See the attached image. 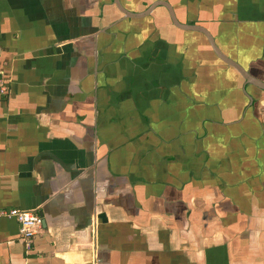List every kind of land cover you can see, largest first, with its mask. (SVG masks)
I'll return each mask as SVG.
<instances>
[{
    "label": "crops",
    "instance_id": "1",
    "mask_svg": "<svg viewBox=\"0 0 264 264\" xmlns=\"http://www.w3.org/2000/svg\"><path fill=\"white\" fill-rule=\"evenodd\" d=\"M115 1L0 0V264H264V90ZM156 1L264 84V0Z\"/></svg>",
    "mask_w": 264,
    "mask_h": 264
},
{
    "label": "water",
    "instance_id": "2",
    "mask_svg": "<svg viewBox=\"0 0 264 264\" xmlns=\"http://www.w3.org/2000/svg\"><path fill=\"white\" fill-rule=\"evenodd\" d=\"M115 4L117 5L119 11H121V13H123L126 17L128 18H142L147 16L153 9H155L156 7H164L169 15L170 21L172 23V25L174 27H176L179 30L182 31H193V32H197L199 34H201L206 42L208 43L209 47L211 48L212 52L215 54V56L224 64L228 65L229 67H231L233 70H235L237 73H239V75H241L243 77V79L249 83V84H253L256 85L257 87H259L260 89L264 90V84L259 82L258 80L254 79L253 77H251L249 75L248 72H246L240 65H238L235 61H233L230 57H228L227 55L223 54L220 49L218 48V46L216 45L212 35L210 34V32L205 29L202 26H198V25H189L186 23H180L173 11V8L171 7V5L168 2L165 1H156L154 3H152L145 11H143L142 13H130L128 11H126L121 4L119 3V0L115 1ZM251 100V99H250Z\"/></svg>",
    "mask_w": 264,
    "mask_h": 264
},
{
    "label": "built area",
    "instance_id": "3",
    "mask_svg": "<svg viewBox=\"0 0 264 264\" xmlns=\"http://www.w3.org/2000/svg\"><path fill=\"white\" fill-rule=\"evenodd\" d=\"M6 91L7 80L0 72V97L4 96ZM0 216L13 219L17 223L19 236L23 239L25 249L29 250L33 237L42 227L41 218L37 214L20 209L2 211Z\"/></svg>",
    "mask_w": 264,
    "mask_h": 264
},
{
    "label": "flooded vegetation",
    "instance_id": "4",
    "mask_svg": "<svg viewBox=\"0 0 264 264\" xmlns=\"http://www.w3.org/2000/svg\"><path fill=\"white\" fill-rule=\"evenodd\" d=\"M149 6H150V5H149ZM149 6H148V7H149ZM148 7H147V8H148ZM147 8H146V9H147ZM156 8H157V7H156ZM159 8H160V7H159ZM146 9H145V10H146ZM149 14H150V13H149ZM149 14H148V15H149Z\"/></svg>",
    "mask_w": 264,
    "mask_h": 264
}]
</instances>
